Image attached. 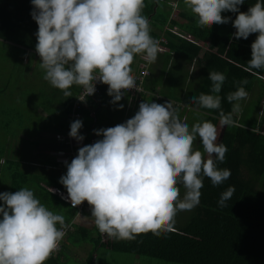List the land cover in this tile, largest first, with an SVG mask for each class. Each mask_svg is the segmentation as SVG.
<instances>
[{
    "label": "clouds",
    "instance_id": "obj_1",
    "mask_svg": "<svg viewBox=\"0 0 264 264\" xmlns=\"http://www.w3.org/2000/svg\"><path fill=\"white\" fill-rule=\"evenodd\" d=\"M183 3L199 27L231 20L234 38L247 39L256 33L246 70L254 75L259 73L253 70H264V0H256L246 12L239 10L245 0ZM30 4V16L38 25L39 67L52 87L71 97L70 89L80 86L90 96L99 81L98 93L101 84L107 87L112 104L128 90L140 91L132 75L134 58L139 55L152 64L159 52L158 41L150 35V22L142 14L145 0H30ZM222 12L237 15L232 20ZM208 79L211 94L187 99L200 108L220 110L222 127L236 126L233 114L240 111L248 93L243 86L229 93L226 99L232 109L225 114L218 93L226 77L212 71ZM239 83L245 85L247 80ZM123 107L118 104V109ZM82 126L80 119L70 123L68 135L77 143L85 139ZM253 130L264 133L257 126ZM93 131L102 138L79 147L71 162H64L66 174L59 183L73 207L87 201L96 228L109 239L167 233L178 212L199 205L205 177L219 186L231 175L230 169L218 167L228 148L217 142V126L204 121L190 127L169 101L141 102L125 122ZM197 138L203 153L193 148ZM4 164L0 158V165ZM180 186L185 189L182 198ZM234 191L229 186L222 192L218 205L226 206ZM68 227L64 217L42 204L32 189L0 192V264H44L58 250Z\"/></svg>",
    "mask_w": 264,
    "mask_h": 264
},
{
    "label": "trees",
    "instance_id": "obj_2",
    "mask_svg": "<svg viewBox=\"0 0 264 264\" xmlns=\"http://www.w3.org/2000/svg\"><path fill=\"white\" fill-rule=\"evenodd\" d=\"M176 2L145 0L142 14L150 24L161 30L166 25L169 27L159 33L150 28V35L160 41L162 47L166 46V50L158 53L181 54V58L189 62L197 60L208 75L212 71L223 73L226 80L218 95L222 98L221 108L225 114L232 109L226 99L229 93L243 86L249 96L240 102V111L233 114L236 121L234 127L220 125V110L200 108L187 99L201 93L211 94L212 82L208 75L201 88L187 93L182 101L184 106L195 107L194 110L199 113L189 120L190 127L204 121L217 126L220 135L218 143L228 148L224 162L218 163V167L230 169L231 175L219 186H213L205 177L199 205L190 211H183V215L178 212L172 229L167 233L149 232L138 235L134 240H115L102 235L95 226L97 235L90 239L92 249L82 264H94L98 249L148 256L177 264H264V133L253 130L257 126L264 132V80L259 78V75L264 77V70H253L258 75L246 70L251 59L250 46L257 34H250L247 39L234 38L236 29L231 20L221 29L215 23L210 27H199L193 14L182 10L179 3L176 8ZM255 2L245 0L239 6L240 12H246ZM31 10L30 0H0L1 55L19 54L20 60L26 59V65L34 56L42 79L49 85L45 91L38 86L40 101L31 89L9 80V77L0 82V158L5 160V164L0 165V192L14 193L22 187L32 189L42 204L64 217L69 225L66 238L75 235L77 239H84L91 235L90 229L85 225L75 226L74 223L73 229L69 221L73 214L78 215L85 207H73L48 189L56 186L66 190L59 183L66 169L60 168L57 165L59 161L49 156L51 146L47 148L46 141L50 144L52 139H57L56 134L70 131L71 112L75 111L80 116L89 114L86 105L93 101L94 96L86 95L83 100H77L82 87L73 86L70 89L72 96L65 97L61 90L52 87L43 78L40 57L35 51L38 25L30 16ZM226 14L232 20L237 15ZM170 28H175L176 33ZM150 74L146 64L132 74L140 81L138 96L132 98L138 100L146 95L142 102L145 100L148 90L145 81ZM244 79L247 84L240 85L239 82ZM151 84L160 85L154 79H151ZM153 96L159 99L163 93L155 89ZM156 99L155 102L160 104ZM45 132L52 135L47 138ZM193 148L203 153L199 138L194 141ZM229 186L234 187V194L226 206L220 207L217 202ZM184 192L185 189L180 186L181 198ZM74 243L79 241L74 240ZM60 252H53L44 264H66V257H59Z\"/></svg>",
    "mask_w": 264,
    "mask_h": 264
},
{
    "label": "crops",
    "instance_id": "obj_3",
    "mask_svg": "<svg viewBox=\"0 0 264 264\" xmlns=\"http://www.w3.org/2000/svg\"><path fill=\"white\" fill-rule=\"evenodd\" d=\"M176 3V8H178V2ZM150 28H152L154 31L156 30L157 33H159L163 29L165 30L169 27L166 25L161 30L150 24ZM172 31L176 33L175 30ZM158 45L159 51H161L160 41H158ZM163 50H166V46L162 47V51ZM145 64L147 65L148 70L150 69L151 74L145 81V88L148 86V90L147 97L143 102H155L156 98L153 96V92H155V89H159V92L163 93V96H160L159 99H156L157 102L164 104L165 102L169 101L173 105V108L176 110V112L178 111V116L189 123V120L192 119V116H195L194 109L196 108L184 106L182 101L185 99L184 97H186L185 95H187V93L191 91L193 92L195 89H200L203 80L207 77V71L201 68L202 64L194 59L190 62L186 61L181 58V54L174 53L173 55H170L167 52L158 53L156 62L149 64L142 58V56L138 55L133 61L132 74L137 73V71L142 69ZM193 67L195 68L194 71H192ZM151 79L156 80L160 85L151 86ZM100 90V93L92 99L93 101L86 105V110L89 112V114L81 115L80 118H78L83 123L80 132L85 136V139L73 147L76 154L78 148L87 145V142L92 144L96 140L102 138L96 136L93 130L113 127L133 117L138 111L139 104L146 96L143 95L140 99L136 100L132 97H137L138 92L132 89L127 92L121 101L117 102V104H112L110 103L112 98L107 94V87L102 86L100 87ZM149 92L151 94L150 97ZM118 104H123V109H118ZM45 135L48 137V135L51 136L52 134L45 132ZM52 141H54V143L51 146V150H49V156L55 157L56 161H59L57 163H61L59 165H63L62 169L64 170L66 169L64 164L65 161L58 159L59 157L57 152L59 150H69L70 147L64 146L57 139H52ZM67 162L70 163L71 160H67ZM63 191L67 192L66 190ZM89 214H91V206L86 201V206L83 212L79 213L78 215L77 213L72 215L69 221L72 223V228H75L73 227L74 225H82L86 221H93L94 218Z\"/></svg>",
    "mask_w": 264,
    "mask_h": 264
},
{
    "label": "rangeland",
    "instance_id": "obj_4",
    "mask_svg": "<svg viewBox=\"0 0 264 264\" xmlns=\"http://www.w3.org/2000/svg\"><path fill=\"white\" fill-rule=\"evenodd\" d=\"M181 9L187 12H190L184 5L183 0H177ZM222 16H227L226 12L221 13ZM218 29L223 28V24L217 25ZM170 30H174L171 29ZM8 50V49H7ZM7 53V52H6ZM19 54H13L12 56L9 54H5L2 56L0 53V82L6 80L9 77V80L13 82H19L20 86L24 88H29L32 90V94L41 101L40 93L37 92L38 86L44 88V91L47 90L48 84L42 79L41 73L37 67V60L33 57L29 58V65H26V59L22 58L20 60ZM18 59V61H17ZM103 85L101 84V87ZM43 91V92H44ZM100 93V92H99ZM98 92L94 94V97L99 94ZM249 98V96H248ZM263 109V116H264V104L262 106ZM195 114L197 112L194 110ZM199 114V113H198ZM261 114V115H262ZM257 132H261L260 130H256ZM47 137V135H45ZM49 137V136H48ZM47 137V138H48ZM220 135L218 136L219 142ZM45 139L43 142H45ZM49 145L47 148L53 145L54 141H51V145L46 141ZM66 147H70V144H66ZM38 147L40 145L38 144ZM49 152V151H48ZM61 163H57L59 165ZM65 164V163H64ZM56 165V166H57ZM60 168L63 165L59 166ZM49 187L48 189H51ZM91 215V214H89ZM181 215H183V211H181ZM82 225H85L87 229H90L91 235L87 236L84 239H77L74 236L71 237H64L61 245H59L58 251H61L59 257L64 259L66 257V264H82L85 262V258L89 251L92 249V243L90 239L97 235L94 221H86ZM66 242L64 243V241ZM74 240L79 241V243H74ZM79 244V245H77ZM96 258L94 264H177L173 262H166L162 260H158L155 258H151L148 256H139L127 253H119L114 252L112 250H105V249H98L96 251Z\"/></svg>",
    "mask_w": 264,
    "mask_h": 264
},
{
    "label": "built area",
    "instance_id": "obj_5",
    "mask_svg": "<svg viewBox=\"0 0 264 264\" xmlns=\"http://www.w3.org/2000/svg\"><path fill=\"white\" fill-rule=\"evenodd\" d=\"M134 78L136 80L137 86L139 87L140 86V81L135 76H134ZM98 83H99V81L95 85V89L96 90H95L94 94L98 92V86H97ZM94 94H92V95H94ZM86 95H87L86 92L84 91V89H82V91L80 92L77 100H80V99L83 100ZM79 117H80L79 113H77L75 111L71 112L70 113V123L75 121ZM69 130H70V127H69ZM68 133L69 132H67L66 134H56L55 135L57 140L60 141L64 146L66 144H70V149L69 150H59L57 152V155L59 157L58 159H60L62 161L72 160L76 156V153L74 152V148L73 147L77 145V141H75V139L69 137ZM51 189H52V191H51L52 193L57 195L60 199H62L64 201H67V202H69L71 204V201L67 197V192H65L62 189L57 188V187H52ZM85 206H86V201L82 202L80 205H77V207H79V209H81L82 207H85Z\"/></svg>",
    "mask_w": 264,
    "mask_h": 264
},
{
    "label": "bare ground",
    "instance_id": "obj_6",
    "mask_svg": "<svg viewBox=\"0 0 264 264\" xmlns=\"http://www.w3.org/2000/svg\"><path fill=\"white\" fill-rule=\"evenodd\" d=\"M164 40V39H163ZM161 50H162V46H161Z\"/></svg>",
    "mask_w": 264,
    "mask_h": 264
}]
</instances>
